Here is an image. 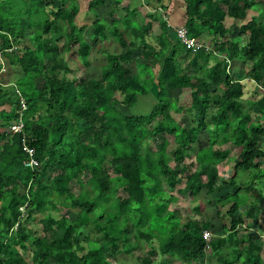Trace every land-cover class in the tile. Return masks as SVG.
Wrapping results in <instances>:
<instances>
[{
  "label": "trees",
  "instance_id": "obj_1",
  "mask_svg": "<svg viewBox=\"0 0 264 264\" xmlns=\"http://www.w3.org/2000/svg\"><path fill=\"white\" fill-rule=\"evenodd\" d=\"M134 1L88 0L85 39L76 0H0V107H7L0 108V264H108L119 255L137 264H191L207 250L220 264H263L251 232L264 222L263 191L253 187H264V0H183L174 24L182 17L180 26L201 45L195 52L172 39L165 19L134 22ZM105 6L103 18L97 13ZM250 12L258 15L247 21ZM106 42L113 53L95 66L98 78L80 75ZM4 67L18 70L15 83H4ZM151 93L146 113L116 110L132 111ZM172 113L189 117L186 126ZM12 125L21 127L12 132ZM231 155L233 174L223 178L217 167ZM163 185L182 186L186 203L206 191L225 238L211 234L206 243L211 221L170 210L180 201ZM221 187L230 191L216 198ZM87 225L106 250L84 236ZM129 237L156 247L141 254Z\"/></svg>",
  "mask_w": 264,
  "mask_h": 264
},
{
  "label": "rangeland",
  "instance_id": "obj_2",
  "mask_svg": "<svg viewBox=\"0 0 264 264\" xmlns=\"http://www.w3.org/2000/svg\"><path fill=\"white\" fill-rule=\"evenodd\" d=\"M137 1H140V3L137 4L136 3ZM137 1L135 0L134 1L135 3H133V5H137L135 8L137 10L138 16H136L133 19V21L138 23L139 25L146 23V20H147L146 16L148 14L155 15L157 19L158 18L163 19L164 17L167 16L168 20L171 24H174L175 16L177 14L176 10L179 11L180 14L182 13V16H183V5H184L183 0H137ZM87 2H88V0H76L79 12H78L77 17L75 18V23L77 25L79 24L82 26H84V25L86 26V30H85L86 32L84 33L85 39H88L91 36L90 29H91V23L93 20L92 15L88 14V12H86V10H85ZM164 8H165V10H164ZM110 9H111V6H105V7H103V9L98 10L97 14L100 17L106 18V15L110 11ZM257 15H258L257 12H250L248 14L247 21H249L252 17H256ZM182 20L183 19L181 17L180 21H182ZM156 24L157 23H155L153 25L152 34L146 38L147 41L151 45L156 44L155 43V40H156L155 34L158 31ZM181 24H183V21L180 23V25ZM225 26L227 28H229L231 26V22L229 20L225 21ZM177 28H180V26H178ZM185 30H186V28H185ZM172 39L174 41H176L175 37H172ZM106 53H113V47L111 45H107V42L103 46V48L101 49V51L99 53L92 52L90 54L89 61H90L91 65L88 68H82L81 67L80 68V75H82V74L86 75L85 77L87 79L92 78V77L98 78V75H97L98 69L95 66H103L104 65V56ZM64 58L67 62H69L70 65L75 66V63L68 61V59H66L65 56H64ZM77 63L80 64V62H78V61L76 62V64ZM2 64H3V61H2ZM2 64H1V67H2ZM180 66L186 67L187 61L184 59L181 60ZM230 66H231V68L237 69V70L232 72V73H234V77L237 79L241 78L239 75L240 72H238V68L240 69L239 63L234 64V66H233V64H230ZM130 69H132V66L130 67ZM6 70H7V72H6L7 74L4 77V80H5L4 83H8L9 85L15 83L16 79L20 75V73L17 72L18 70L14 71L13 69H11L9 67ZM158 71H159L158 67H157V69L153 70V76L156 79H157ZM37 84L41 85L39 82ZM170 96L172 98H180L181 97L177 93H173ZM250 97H251V95L249 93L246 94L247 99ZM117 98L119 100H121V97L119 95H117ZM153 98H154V94H152V93L150 95H148L147 97H144V98L140 97L139 101L137 103V106L132 111L128 110L127 108H123L120 105L116 107L117 108L116 110L118 112H120L122 115H127V116L130 115L131 113H133V114L146 113L154 103ZM185 99H187L186 96L184 97V100ZM245 102L246 101H244V103H243L244 109H247V104H245ZM0 108L6 109L7 107L1 106ZM171 115L174 118L175 122H180L184 127L186 126V123H188L187 120H189V117H187V116H185L184 117L185 119H184L180 115H176L174 113H172ZM157 142H158V139L156 140V142H154V145L152 147H150L153 151H155V149H156L155 145L157 144ZM234 156L235 155H231L226 162L220 164L217 167L219 176H221L223 178H230L231 177V175L233 174V162L235 159ZM186 163L189 164V161L186 160ZM259 167L264 170V161H262L259 164ZM251 175H252V173L247 174L246 176H251ZM217 184L220 185V183H217ZM253 187H254V189H257V187L259 189H262V191H263L262 192V197H263L262 201L264 202V189H263L264 187L259 186V183H255V186L253 183ZM163 189L167 194H170L171 196L178 198V200L180 201L179 204H177V205H171L170 204L168 206L170 210H176L181 215L182 218L188 216L191 218L199 219L201 221H211V223L214 226V230H212V232H211V234H213V237H216L218 239H224L225 238V236H223V233L221 231V223H222L223 219L222 220H221V218L217 219V216H216L217 214H216V210L214 208L215 207L214 206L215 205V199H213V197H211V199H210V197L206 195V191L201 192L196 197L195 203H186L183 200L184 194H180L178 192L180 189H182V186H177L174 189V191H172V192L168 191V188L165 185H163ZM220 189H221V191H217L215 193L216 198L223 197L225 195V191H230L228 188L226 189L224 187L223 188L221 187ZM71 190H72V193H74V194L78 193V190L75 187H71ZM195 206H197V208H196L197 211H195V209H194ZM258 208L264 211L263 203L260 202ZM249 209H251V208L246 205V206L242 207L239 211L245 212ZM224 212H225V210L222 211V214H224ZM252 213L254 216H256L259 212H257V210H255V211L253 210ZM51 214H53L54 216L57 215L56 213H52V212H51ZM66 216H67L68 220H73L75 218V214H73V213L67 214ZM225 224H226V220H225ZM31 228L33 230H35V232H34L35 234L40 235L41 229H40V226L38 224L31 225ZM82 230H83L82 232L84 233L85 237H88V238H90V240L101 244V246H103V248L105 249V247H104L105 245L103 243V240L101 239V241H100L99 234L93 229V227L91 225H87ZM251 234L256 235V237L253 240L254 243H256V244H259V242L262 243V252L260 254V257H261L263 264H264V222L262 220L259 223H257L255 228L253 227ZM80 239H81L80 240L81 242H84L83 237H81ZM128 240H130L132 243H134V245L139 246L138 252H140L141 254L142 253L145 254L147 252V250L150 248V245H153L154 247H156L155 242H153L151 244H144L142 242L137 243L133 239H131V237H129ZM225 249H227V247L224 248V252H226ZM136 255H134V256H136ZM107 263L108 264H137L135 259L131 256H128V255H119V256H116L115 258H108ZM191 264H220V262L217 260V258L215 257V255L212 251L207 250L205 252L204 257L201 260H199L197 263H191Z\"/></svg>",
  "mask_w": 264,
  "mask_h": 264
},
{
  "label": "built area",
  "instance_id": "obj_3",
  "mask_svg": "<svg viewBox=\"0 0 264 264\" xmlns=\"http://www.w3.org/2000/svg\"><path fill=\"white\" fill-rule=\"evenodd\" d=\"M167 27L171 30V32L173 33L174 37L176 38V41L185 48V50H189L192 52H195L197 50H199L201 48V45H199V43H197L194 39L190 38L188 36V32L187 30H185L184 27L180 26V28H173L170 25H167ZM21 126H16V125H12L9 130L12 132H17L20 129ZM26 151V150H25ZM28 153V155L31 156V152L30 151H26ZM36 163L32 160L31 161V166H35ZM211 233H204L203 234V239L206 243H208L211 239Z\"/></svg>",
  "mask_w": 264,
  "mask_h": 264
},
{
  "label": "crops",
  "instance_id": "obj_4",
  "mask_svg": "<svg viewBox=\"0 0 264 264\" xmlns=\"http://www.w3.org/2000/svg\"><path fill=\"white\" fill-rule=\"evenodd\" d=\"M181 22H182V21H180L178 24H173V25H172V24L169 22V20H168V23H169L173 28L177 27V25L180 26V23H181ZM181 25H182V24H181Z\"/></svg>",
  "mask_w": 264,
  "mask_h": 264
},
{
  "label": "clouds",
  "instance_id": "obj_5",
  "mask_svg": "<svg viewBox=\"0 0 264 264\" xmlns=\"http://www.w3.org/2000/svg\"><path fill=\"white\" fill-rule=\"evenodd\" d=\"M166 18V19H165ZM163 19H165L166 20V22H167V25H170L169 23H168V17L166 16V17H164ZM171 26V25H170ZM172 27V26H171ZM176 28V27H175Z\"/></svg>",
  "mask_w": 264,
  "mask_h": 264
}]
</instances>
